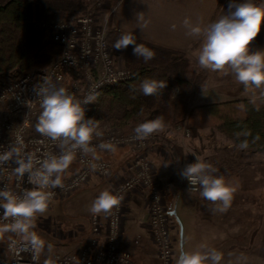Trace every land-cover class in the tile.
I'll use <instances>...</instances> for the list:
<instances>
[{"label": "clouds", "instance_id": "1", "mask_svg": "<svg viewBox=\"0 0 264 264\" xmlns=\"http://www.w3.org/2000/svg\"><path fill=\"white\" fill-rule=\"evenodd\" d=\"M143 13L137 14V21H143ZM146 21L139 28L143 31ZM186 35L201 40L197 55L198 65L212 72L232 74L235 80L249 88L264 90V49L253 50L252 45L264 27V3L255 0H230L228 10L219 18L207 24L192 22L190 18L182 21ZM175 29L176 25L172 26ZM133 46V54L144 62L155 57V52L142 43H137L134 32H125L115 41L116 50H125ZM167 88V81L145 78L138 91L144 96L161 95ZM33 91L40 99V114L35 125L36 131L53 142H58V154L45 153L35 158L24 150L23 142L17 139L0 151V166L13 165L12 171L19 183L26 187L20 192L13 191L7 185L0 188V234L10 233L20 238L17 254L29 252L34 262L40 255L53 246L34 230L38 215L44 214L53 197V189L63 188L62 178L73 163L75 154L96 156V147L92 146L93 137H100L99 125L94 118H86V105L97 98L90 91L83 99L74 97L63 86H57L48 78L34 85ZM136 91V89H134ZM264 94V92H262ZM162 116L138 124L135 134L138 139H146L165 129ZM239 135V134H238ZM101 150L114 151L111 142L98 145ZM241 149L248 147L247 141L239 144ZM194 155V154H193ZM195 156V162L188 163L180 176L189 183L188 192L198 191L200 197L217 204L216 211L226 213L232 206L235 188L223 175H217L218 169L211 163ZM93 170L97 165L92 164ZM122 196L110 190L101 191L92 201L89 211L93 215L101 213L111 215L118 209ZM223 253L216 249L181 250L175 264H221ZM47 264V261L45 262Z\"/></svg>", "mask_w": 264, "mask_h": 264}, {"label": "built area", "instance_id": "2", "mask_svg": "<svg viewBox=\"0 0 264 264\" xmlns=\"http://www.w3.org/2000/svg\"><path fill=\"white\" fill-rule=\"evenodd\" d=\"M44 27L52 41L61 48L60 54L43 68L23 71L17 79L5 80L0 85V146L7 147L11 142L20 139L24 150L32 153L35 158H42L45 153L58 154L59 148L58 142H53L36 131L35 125L41 108L40 99L33 91L34 85L46 77L57 86L65 87L74 97L83 99L90 91H95L98 95L102 89L133 77L132 69L113 53L107 38V26L97 24L92 13L48 21L44 23ZM177 92V89L173 90V95ZM92 104L85 106L86 118H90ZM95 120L102 133V136L93 137L92 140L96 154L108 151L98 147L103 142H111L115 149L129 147L135 155L130 167L119 178L114 179L113 166L109 160L93 159L91 154L83 155L78 151L62 178L64 187L51 190V201L74 193L98 176L108 183V190L123 197L119 208L113 209L111 215L92 214L89 234L78 247L64 254L48 257L41 254L38 262L33 261L29 252L17 254L18 248L12 246V241L15 240L18 246L20 238L9 233L6 237V248L0 251V264H45L46 261L47 264H140L121 249L126 198L140 190L146 191L149 201V227L160 263H174L169 207L150 157V148L158 142L159 132L146 139H138L134 131L136 127L123 133L100 119ZM178 129L184 137L190 138L193 133L192 127L186 123L179 125ZM3 150L0 147V151ZM200 159L210 163L207 157ZM193 162L195 156L190 163ZM92 164L97 165L95 170L91 167ZM15 166H0V188L7 185L13 191L20 192L26 187H32L27 183V176L24 183L17 181L12 171ZM188 188L189 183L186 180L187 191Z\"/></svg>", "mask_w": 264, "mask_h": 264}, {"label": "crops", "instance_id": "3", "mask_svg": "<svg viewBox=\"0 0 264 264\" xmlns=\"http://www.w3.org/2000/svg\"><path fill=\"white\" fill-rule=\"evenodd\" d=\"M219 1L119 0L110 3V18L117 30L134 32L139 38L185 51L194 61L196 69L201 70L203 68L197 62L201 40L187 36L182 21L185 18L203 24L214 21L228 10L230 3V0H224L217 11ZM138 13H143V21H137ZM145 21L147 23L142 31L139 26ZM173 25H176L175 29ZM252 48L264 49V27ZM232 80L235 78L230 73L217 75L216 72L206 70V79L195 91L193 102L203 104L235 99L219 98L222 95L227 97L228 88L239 86L240 83ZM159 136L158 142L150 148V157L154 162L155 175L162 183L164 196L168 198V202L165 199L167 206L172 203V208L168 206L169 212L175 211L179 229H182V250H199L206 246V249H216L223 253L221 264H264V227L261 224L264 214L252 207L264 204V160L237 165L233 172L226 169L228 171L217 173L225 178L233 175L238 182L232 202L234 205L226 213H221L215 210L217 204L200 197L199 192H188L186 179L180 176L185 165L197 155L196 149L202 146L197 141L189 143V139L175 127L165 128L159 132ZM101 156L112 163L113 178L117 179L130 167L135 155L131 148L123 146L102 153ZM149 212L146 191L127 195L121 249L140 264H154L153 251L156 247L152 242ZM8 234H4L5 238ZM1 246L2 243L0 251H4L6 239ZM156 257L158 260L157 253Z\"/></svg>", "mask_w": 264, "mask_h": 264}, {"label": "trees", "instance_id": "4", "mask_svg": "<svg viewBox=\"0 0 264 264\" xmlns=\"http://www.w3.org/2000/svg\"><path fill=\"white\" fill-rule=\"evenodd\" d=\"M223 2L219 1L217 11ZM87 6L84 0H0V77L15 80L23 71L49 64L61 48L52 41L44 23L69 19ZM106 33L113 53L132 69L133 77L102 89L92 104L90 118L103 119L123 133L159 116L164 118L166 129L186 120L189 126L219 132L232 143L247 141L248 147L264 149V95L196 104L192 96L205 81L206 69L197 70L185 51L136 36L137 43L155 52L154 59L146 63L133 54L131 45L125 50L113 47L125 32L117 30L110 17ZM145 78L165 80L167 88L161 95L144 96L138 88ZM175 89L178 92L173 96ZM109 152H98L96 156L104 158L101 154ZM230 162L223 159L210 163L217 165L220 173L223 165L229 168Z\"/></svg>", "mask_w": 264, "mask_h": 264}, {"label": "rangeland", "instance_id": "5", "mask_svg": "<svg viewBox=\"0 0 264 264\" xmlns=\"http://www.w3.org/2000/svg\"><path fill=\"white\" fill-rule=\"evenodd\" d=\"M84 1H86L88 4L87 9L75 13L72 17H75L81 13H92L96 19L97 24L107 26V21L110 17L111 9H112L110 7L111 2H108L107 0H84ZM256 1L258 4L264 3V0H256ZM216 74L220 75V73L217 72ZM5 80L8 79L0 77V85ZM232 81H234V83L239 84L236 80H232ZM195 91H197V89L194 90V93ZM227 91H228V94L226 95L227 97L222 95L219 96V98L221 97L235 98V99L253 98L264 95L262 94L264 90L255 89V88H249L246 90L244 86L241 84H239V86L237 87L228 88ZM102 93H105V91H103ZM193 97L194 96H192V100ZM100 120L108 125V122L104 121L103 119ZM184 123L188 125L187 121L185 120L183 123H178L174 127L176 128V130H179L178 126ZM192 132L193 133L190 138L189 137H185V138L189 139L188 141L189 143H192L193 141H197L199 146L200 145L202 146L201 149L200 148L196 149L198 152L197 155L200 158L207 157L210 160V162L212 161V164L214 161H221L223 159L225 160V162L232 161L230 162L231 165L229 166L230 169L232 168L230 170L231 172H233L236 169L237 165L239 166L241 164H245L253 160H264V149L260 147H247L246 149H241L238 144L230 142L228 139L225 138L223 134L216 131L211 132L210 130H206V129L200 130L198 128L192 127ZM72 166H75V164H73ZM229 168L227 165H224V167H222V170L228 171ZM226 180L230 183V185H232L235 188L236 191V185L238 184L237 177H234L233 175H229L226 177ZM108 187L109 185L106 181L99 178L98 176H95L89 183L77 189L74 193L68 196L60 197L50 202L48 210L44 214L38 215L35 221L36 227L34 230L46 241V243H50L53 246L50 253L48 252L47 249H45V251L42 253V256L48 257V256H53L55 254L67 253L73 250L74 248L78 247L86 239L90 231V217L92 213L89 211V209L91 203L101 191L108 189ZM161 187H162V183H161ZM183 188L184 186L182 184L181 190H183ZM165 199H167L166 201L168 202V198ZM233 205L234 204H232V206ZM251 205L252 204L250 203V206ZM168 206L172 208V203L170 202V205ZM252 207H254L256 210H259L262 215L264 214L263 213L264 204H260V205L255 204L254 206L252 205ZM176 218H177L176 215L170 213V221H171V226L173 228L172 229L173 245L175 251L173 264H175V261L177 259V258L175 259V257H178L179 251H181L180 248L181 228L179 229L178 226L179 222L177 221ZM261 224L262 227H264V215L263 218L261 219ZM5 239L6 238L4 234H0V243H2V246L5 244ZM156 253L157 251L155 249L153 251L154 264H161L159 257L157 260Z\"/></svg>", "mask_w": 264, "mask_h": 264}, {"label": "water", "instance_id": "6", "mask_svg": "<svg viewBox=\"0 0 264 264\" xmlns=\"http://www.w3.org/2000/svg\"><path fill=\"white\" fill-rule=\"evenodd\" d=\"M171 214L175 215V211L171 212ZM180 236H181L180 248L182 250V229L180 230Z\"/></svg>", "mask_w": 264, "mask_h": 264}]
</instances>
